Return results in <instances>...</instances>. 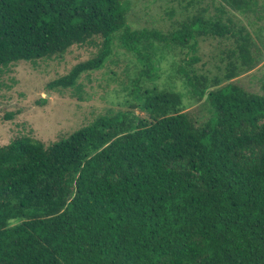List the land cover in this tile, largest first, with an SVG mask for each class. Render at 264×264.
Instances as JSON below:
<instances>
[{
    "label": "trees",
    "instance_id": "trees-1",
    "mask_svg": "<svg viewBox=\"0 0 264 264\" xmlns=\"http://www.w3.org/2000/svg\"><path fill=\"white\" fill-rule=\"evenodd\" d=\"M218 1L162 33L132 29L126 0H0V69L94 38L97 54L47 89L101 68L116 41L140 64L126 108L58 142L0 146V264H264V83L256 94L233 81L261 50L226 7L255 0ZM208 39L223 45L213 75L197 66ZM177 50L202 120L178 90L146 84Z\"/></svg>",
    "mask_w": 264,
    "mask_h": 264
},
{
    "label": "rangeland",
    "instance_id": "rangeland-1",
    "mask_svg": "<svg viewBox=\"0 0 264 264\" xmlns=\"http://www.w3.org/2000/svg\"><path fill=\"white\" fill-rule=\"evenodd\" d=\"M130 3L128 23L132 29H157L166 33L180 20L207 7V13L215 12L218 0H198L188 6L190 0H126ZM238 22L245 26L261 50L259 62L249 73H242L233 81L252 93H261L264 83V0H255L249 10L239 12L226 6ZM94 38L84 45H72L64 53L35 61H21L0 69V146L16 138H28L44 144L66 139L71 133L90 123L107 110L124 109L130 99L129 90L139 62L116 41L105 64L96 70L82 73L76 84L64 89H47V83L66 74L76 63L94 57L100 47ZM219 47L214 40L199 43L198 52L204 62L202 71L208 75L218 73L212 56ZM167 52L159 60L157 77L146 81L148 86L169 87L182 93L187 106L184 111L204 119L207 111L203 101L196 102L189 88L175 74L176 64L184 57L182 53ZM186 57V56H185ZM188 58V56H187ZM41 97L45 100L42 101ZM11 118H9V116Z\"/></svg>",
    "mask_w": 264,
    "mask_h": 264
},
{
    "label": "crops",
    "instance_id": "crops-1",
    "mask_svg": "<svg viewBox=\"0 0 264 264\" xmlns=\"http://www.w3.org/2000/svg\"><path fill=\"white\" fill-rule=\"evenodd\" d=\"M250 72V71H249ZM249 72H247V73H249ZM245 74V73H244ZM243 75V74H242ZM241 75H239L238 77H240Z\"/></svg>",
    "mask_w": 264,
    "mask_h": 264
}]
</instances>
